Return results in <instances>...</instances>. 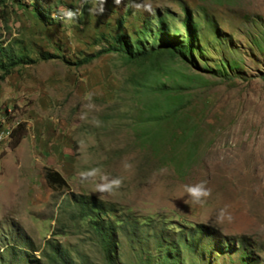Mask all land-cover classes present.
Instances as JSON below:
<instances>
[{"label": "rangeland", "instance_id": "374dc122", "mask_svg": "<svg viewBox=\"0 0 264 264\" xmlns=\"http://www.w3.org/2000/svg\"><path fill=\"white\" fill-rule=\"evenodd\" d=\"M36 2L0 6V45L35 61L0 81V126L24 128L0 141V263L264 264V0ZM115 36L177 53L131 62Z\"/></svg>", "mask_w": 264, "mask_h": 264}, {"label": "trees", "instance_id": "16d2710c", "mask_svg": "<svg viewBox=\"0 0 264 264\" xmlns=\"http://www.w3.org/2000/svg\"><path fill=\"white\" fill-rule=\"evenodd\" d=\"M8 0H0V6H5ZM30 1V0H29ZM32 6H35L36 8V0H31ZM112 41L118 45L121 46V50L123 54L126 56V58L131 62H145L146 60L150 59L152 56L161 54L163 52H167L169 55H173L177 53L176 46L172 44H162L160 47L154 50H150L148 52H140L138 54H134L131 47H129V44L125 40L124 36H115ZM115 48L107 47V49L101 50L96 57L108 54L111 52H116ZM50 57L47 55H44L42 60H49ZM92 58H88L85 60L86 62H89ZM32 63H35V61L32 60H26V58L22 56H16L13 53L12 48L10 46L3 47L0 45V81L4 80L5 77H7L11 70L15 68L16 66L22 64V65H30ZM24 136V128L22 124H18L11 133V141L9 143L10 149L15 148L20 141L23 139ZM45 181L49 184H55V185H63V180L60 178V176L56 173L46 172L44 175ZM74 203L76 205L81 206L82 211H92L94 209H100L101 206L94 203H84L83 197H75ZM87 213V212H86ZM86 216V215H85ZM49 260L51 264H71V261L69 260L68 256L65 252L59 251L56 248L51 249V255H49ZM1 264V263H0ZM9 264V263H8Z\"/></svg>", "mask_w": 264, "mask_h": 264}, {"label": "clouds", "instance_id": "9594fccd", "mask_svg": "<svg viewBox=\"0 0 264 264\" xmlns=\"http://www.w3.org/2000/svg\"><path fill=\"white\" fill-rule=\"evenodd\" d=\"M116 3L119 4L120 0H116ZM136 9L140 10L141 8L138 6ZM143 10L152 12V5L145 0V5L143 7ZM71 15V13H69ZM122 184V180L120 178L116 179L115 181L111 183H104V184H95V192L100 194V198H103L104 194L112 193L115 189H118ZM206 182L201 181L198 184L193 185H186L185 191L187 193H190V198L193 200L194 203L202 204L204 200L210 196L211 190L206 188L205 186ZM226 209L222 208L220 209L219 213L217 214V221L222 222L226 217ZM230 219V216H228Z\"/></svg>", "mask_w": 264, "mask_h": 264}, {"label": "bare ground", "instance_id": "6f19581e", "mask_svg": "<svg viewBox=\"0 0 264 264\" xmlns=\"http://www.w3.org/2000/svg\"><path fill=\"white\" fill-rule=\"evenodd\" d=\"M78 12H79L78 9L73 8V9L69 10V13H71V15H69V13H68V16L76 17ZM55 13H59V12H55ZM64 15L62 14V16H64ZM2 126H0V141L11 140V133H12L13 128L11 129V128L2 127Z\"/></svg>", "mask_w": 264, "mask_h": 264}]
</instances>
